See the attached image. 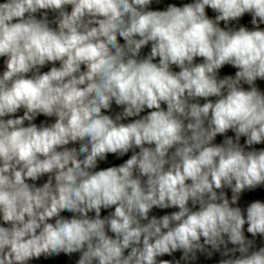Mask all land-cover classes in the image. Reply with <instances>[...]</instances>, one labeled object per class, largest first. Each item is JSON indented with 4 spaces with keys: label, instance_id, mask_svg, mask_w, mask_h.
<instances>
[{
    "label": "clouds",
    "instance_id": "1",
    "mask_svg": "<svg viewBox=\"0 0 264 264\" xmlns=\"http://www.w3.org/2000/svg\"><path fill=\"white\" fill-rule=\"evenodd\" d=\"M154 3L0 0V264H264V0Z\"/></svg>",
    "mask_w": 264,
    "mask_h": 264
}]
</instances>
